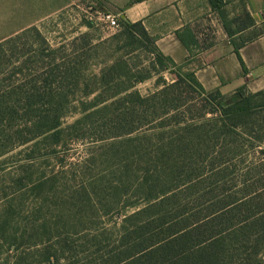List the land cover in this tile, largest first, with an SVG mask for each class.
<instances>
[{
	"label": "trees",
	"instance_id": "trees-1",
	"mask_svg": "<svg viewBox=\"0 0 264 264\" xmlns=\"http://www.w3.org/2000/svg\"><path fill=\"white\" fill-rule=\"evenodd\" d=\"M87 25L92 27L91 22ZM120 25L121 31L114 39L121 55L101 70L99 87L85 94H95L93 100L67 127H63V120L98 47L90 34H83L87 39L82 46L77 45L78 38L55 48L44 42L41 49H29V57L16 60H10L15 55L13 43L31 28L40 33L38 28L30 27L0 41V158L17 146L34 147L39 139L58 146L90 134L96 140H115L111 145L127 144L138 154L144 142L154 137L157 153L146 164H153L155 172L152 178L145 176L136 181L131 194L125 190L130 176L125 163H121V177L112 188L108 189L102 179L89 184L91 190L85 187L83 195L91 208L106 215L115 210L122 218L115 221L111 236L97 234L101 236L92 244L103 250L81 264H264V191L263 196L246 198L256 191L224 190L220 184L228 175V167L223 162L228 156L238 155L239 145L225 141L217 145L214 141L233 137L239 126L246 130L245 119L252 117L256 108L264 107V90L253 93L242 88L229 97L220 91H206L193 72H183L182 66L158 51L155 38L142 21L121 17ZM142 50L152 56L148 57L151 68L159 72L176 70L173 82L158 79L157 83L163 81L162 87L146 95L135 88L137 82L150 78L148 71L132 62V55ZM32 54L40 58L32 60ZM182 84L204 96L209 107L184 99ZM228 98L231 100L226 101ZM198 105L201 116L212 115L208 121L214 124L209 131L202 119L189 123L179 116ZM164 130H169L170 137L158 138L166 133ZM172 133L177 137L173 138ZM204 134H211L206 148L200 143ZM260 136L258 141H264ZM190 151L213 155L208 191L196 190L205 181L199 174L202 167L197 169L199 163L185 159L192 154L182 155ZM185 166L198 174L181 187L176 185V173ZM98 190L110 193L109 203L95 201ZM133 197L136 201H127ZM205 198V202L198 201ZM66 245L58 250L46 248L41 260L30 258L27 264H73L70 259L62 261L67 258ZM20 263V257L13 262Z\"/></svg>",
	"mask_w": 264,
	"mask_h": 264
},
{
	"label": "rangeland",
	"instance_id": "rangeland-1",
	"mask_svg": "<svg viewBox=\"0 0 264 264\" xmlns=\"http://www.w3.org/2000/svg\"><path fill=\"white\" fill-rule=\"evenodd\" d=\"M97 9L101 7L94 0H0V41L33 26L40 31L38 33L31 28L22 33L13 43L15 55L10 56V60L29 57L26 52L33 48L41 49L44 42L55 48L78 38L77 45L82 46L87 39L82 37L84 33H89L93 44L98 45L93 51V58L89 60L90 69L83 84L76 92V100L69 106L63 120V127L70 126L81 116V111L91 103L95 95L85 96L86 92L99 87L101 70L112 63L114 57L121 55L116 50L117 41L114 39L121 27L108 29L97 17ZM87 22L92 23L91 28ZM32 55H35L32 60L40 58L37 54ZM148 57L152 56L143 50L132 55V62L142 64L150 76L143 82H137L135 89L143 95L162 87L163 81L157 83L158 79L171 83L176 78L174 69L159 72L151 68ZM182 71L185 72L183 69ZM180 89L184 99L209 107L203 100L204 96H199L192 87L182 84ZM230 100L228 98L226 101ZM198 107L200 106L180 112L179 116L189 123L202 119L201 122L209 131L214 124L208 121L212 115L207 113L201 116ZM256 109L255 114L244 121L246 130L239 126L233 137L214 140L217 145L222 141L239 145L238 155L228 156L223 162L228 167V175L224 176L226 179L220 185L224 190L256 191L251 195L246 194V198L255 194L263 196L264 191V141L259 142L260 138L257 137L261 135L264 139V107ZM164 131L166 133L158 135V138L170 137L169 130ZM91 135L94 134L87 135L82 140L70 139L58 146H54L50 140L45 142L39 139L38 145L34 147L33 144L17 146L0 158V264H13L19 257L20 264H27L30 258L37 262L43 258L41 252L44 249L58 250L65 244L68 248L67 258L62 261L70 259L73 264L94 259L103 250L99 245L92 244L93 240L96 238L94 242H97V237L101 236L97 234L101 232L111 236L115 221H120L122 217L117 216L115 210L106 215L91 208L90 201L83 195L85 187L91 190L89 184L102 179L108 184V189L112 188L121 177V163H125V170L130 175L125 190L131 194L136 181H141L145 176L152 178L155 172L154 165L146 164V160L155 158L157 141L154 137L149 141L144 140L141 151L137 154L127 144L111 145L115 140H96ZM172 135L173 138L177 137L174 133ZM210 137L211 134H204L200 142L203 148L209 146ZM189 154H192L191 158H183L197 161V169H203L199 174L205 182L196 190L208 191L211 187L208 178L212 153H182L183 156ZM194 173L187 166L179 169L176 173V185L184 187L189 177L195 178L198 174ZM98 193L99 197L95 201L101 199L109 203L111 197L108 191L98 190ZM127 201L133 202L136 199L133 197ZM198 201L205 202L206 198Z\"/></svg>",
	"mask_w": 264,
	"mask_h": 264
},
{
	"label": "crops",
	"instance_id": "crops-1",
	"mask_svg": "<svg viewBox=\"0 0 264 264\" xmlns=\"http://www.w3.org/2000/svg\"><path fill=\"white\" fill-rule=\"evenodd\" d=\"M142 21L158 51L206 91L264 90V0H94ZM67 5V4H66Z\"/></svg>",
	"mask_w": 264,
	"mask_h": 264
},
{
	"label": "built area",
	"instance_id": "built-area-1",
	"mask_svg": "<svg viewBox=\"0 0 264 264\" xmlns=\"http://www.w3.org/2000/svg\"><path fill=\"white\" fill-rule=\"evenodd\" d=\"M97 17L105 23V26L108 29H117L120 28V17L113 13L112 11L105 9L96 10Z\"/></svg>",
	"mask_w": 264,
	"mask_h": 264
}]
</instances>
